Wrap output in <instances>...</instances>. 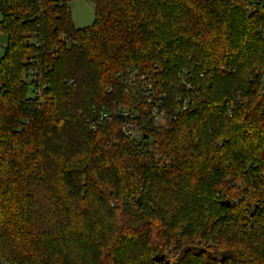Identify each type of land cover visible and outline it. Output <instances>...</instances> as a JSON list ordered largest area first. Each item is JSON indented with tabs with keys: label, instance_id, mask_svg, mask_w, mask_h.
<instances>
[{
	"label": "trees",
	"instance_id": "trees-1",
	"mask_svg": "<svg viewBox=\"0 0 264 264\" xmlns=\"http://www.w3.org/2000/svg\"><path fill=\"white\" fill-rule=\"evenodd\" d=\"M90 1L0 0V264H264V0Z\"/></svg>",
	"mask_w": 264,
	"mask_h": 264
},
{
	"label": "built area",
	"instance_id": "built-area-1",
	"mask_svg": "<svg viewBox=\"0 0 264 264\" xmlns=\"http://www.w3.org/2000/svg\"><path fill=\"white\" fill-rule=\"evenodd\" d=\"M119 77V75H116ZM35 79V76H31ZM147 71L142 72L141 67H134L127 74L122 76V81L125 85L126 91L129 93H134L137 88L140 87L143 97L146 103L151 107L148 114L149 121L155 127H165L170 118L163 107V99L166 98L165 93L158 91V89L149 82ZM38 84V82H37ZM36 94L40 93L39 87H34ZM189 105L188 97L184 98L181 103V109H186ZM177 111H175L176 113ZM108 108L104 107L100 110H93L92 113V127H95L97 121L104 120L108 117ZM116 115H119L122 119L121 131L127 136H136L138 134V129L136 126V121L139 119V113L136 110H131L127 106H119L116 111Z\"/></svg>",
	"mask_w": 264,
	"mask_h": 264
},
{
	"label": "rangeland",
	"instance_id": "rangeland-1",
	"mask_svg": "<svg viewBox=\"0 0 264 264\" xmlns=\"http://www.w3.org/2000/svg\"><path fill=\"white\" fill-rule=\"evenodd\" d=\"M69 6L70 17L76 27H85L92 23L94 4L90 0H64ZM5 45V36L0 34V54Z\"/></svg>",
	"mask_w": 264,
	"mask_h": 264
},
{
	"label": "water",
	"instance_id": "water-1",
	"mask_svg": "<svg viewBox=\"0 0 264 264\" xmlns=\"http://www.w3.org/2000/svg\"><path fill=\"white\" fill-rule=\"evenodd\" d=\"M144 138L146 139L147 136L145 135ZM222 204H226V205H228L229 202H228V201H223ZM163 259H164V256H163V255H155V256L153 257V261H155V262H160V261H162ZM167 263H168V261L165 260V261H164V264H167Z\"/></svg>",
	"mask_w": 264,
	"mask_h": 264
}]
</instances>
